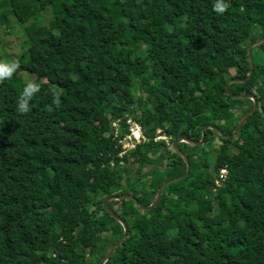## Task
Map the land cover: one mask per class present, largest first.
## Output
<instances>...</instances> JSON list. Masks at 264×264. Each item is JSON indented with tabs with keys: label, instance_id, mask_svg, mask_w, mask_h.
Here are the masks:
<instances>
[{
	"label": "trees",
	"instance_id": "trees-1",
	"mask_svg": "<svg viewBox=\"0 0 264 264\" xmlns=\"http://www.w3.org/2000/svg\"><path fill=\"white\" fill-rule=\"evenodd\" d=\"M13 16L27 42L0 83V264H99L123 233L105 199L151 204L187 168L174 139L201 140L210 124L231 136L253 108L226 88L249 75L264 0H0V26ZM252 54L253 76L230 92L254 94L257 110L233 139L209 130L201 148L180 143L191 170L155 207L109 202L128 237L105 264H264V44ZM26 72L40 91L21 115L14 85ZM125 115L147 141L120 157Z\"/></svg>",
	"mask_w": 264,
	"mask_h": 264
},
{
	"label": "water",
	"instance_id": "water-1",
	"mask_svg": "<svg viewBox=\"0 0 264 264\" xmlns=\"http://www.w3.org/2000/svg\"><path fill=\"white\" fill-rule=\"evenodd\" d=\"M262 44H264V39H260V40H257L255 42H253L248 48V56H249V61H250V65H249L250 72H249L248 77L247 78H234V79L229 80L228 83H227V88L226 89H227V92H228V94L230 96H232L233 98L238 99V100H247L248 99V100H252L254 102L253 108L243 116L242 122L240 123V125L238 126V128L236 129V131L234 132L233 135L227 136V135H225V133L219 127L210 124V125H207L204 128L203 138L201 140H196V139H193V138H190V137H187V136H182V137H178V138L174 139L173 149L183 159H185V161L187 163V168H186V170L183 173L178 174L177 176H174V177H171V178L165 180L162 183V185L159 187V189L157 191V194H156V196H155V198H154V200H153V202L151 204L145 205L135 195L129 194V193H124V194H120V195H112V196H109V197H107L105 199L104 206H105L106 210L122 225L123 233H122L121 237L117 241H115L113 243V245L109 248L108 252L102 258V260L100 261L99 264H105L109 260L111 255L113 254V252L116 249V247L119 244H121L128 237L127 236L128 235V225L124 221L123 217L118 215L114 210H112L110 208V206H109V202L110 201H112V200L130 199V200L134 201L143 210H149V209L155 207L159 203V201H160V199L162 197L164 188L166 186H168L169 184H171L173 182H176L177 180L185 178L188 175V173L190 172V170H191V160H190L189 156L180 148V146H179L180 143L185 142V143H189V144L194 145V146H199V145L204 146L206 144L207 132L209 130H213V131L217 132L218 134H220L225 139H233L243 129V127L245 126L246 122L248 121L247 120L248 117L251 116L257 110L258 101H257L256 96L254 94H251V93L241 94V95L232 94L230 92V86L232 84H237V83H246L253 76V73H254V59H253L252 51H253V49L255 47H257L259 45H262Z\"/></svg>",
	"mask_w": 264,
	"mask_h": 264
},
{
	"label": "rangeland",
	"instance_id": "rangeland-1",
	"mask_svg": "<svg viewBox=\"0 0 264 264\" xmlns=\"http://www.w3.org/2000/svg\"><path fill=\"white\" fill-rule=\"evenodd\" d=\"M44 17H47V20L49 21V14L44 13ZM26 27L27 25L22 24L18 21V18L14 17L11 20L10 28L6 27L5 25L0 26V38L2 40V44L0 45V63H11L17 59L23 54L24 52V44L27 42V34H26ZM7 31L9 33H7ZM11 31V33H10ZM20 80H15V87L19 92H22L24 87L26 86L27 83L29 82H34L35 83V77L32 76L31 74L27 73L22 74L19 76ZM33 77V78H32ZM147 88L143 87L142 92L137 91V95H142L145 96V93L147 92ZM246 107H250L251 104L248 106V103L246 102ZM246 107L242 106H237L233 112L237 115H241L242 111L246 109ZM185 143V142H182ZM184 145V144H183ZM199 145L198 147H200ZM183 147L186 148V145ZM207 152V155L213 156L211 160L216 158V154L214 155V152L212 151L211 148L205 147L204 149ZM189 151V149H188ZM161 154L154 155L155 158L160 157ZM155 165L149 162L145 163V170L146 171H152L154 169ZM154 181L150 182L149 185L153 184ZM133 194V193H129ZM137 197V196H136ZM138 198V197H137ZM124 204L129 205L130 202L127 200L124 203H122L121 207H123ZM144 204V203H143ZM137 205V204H136ZM146 205V204H145ZM138 206V205H137ZM139 207V206H138ZM135 208V206H134ZM122 211V210H120Z\"/></svg>",
	"mask_w": 264,
	"mask_h": 264
},
{
	"label": "built area",
	"instance_id": "built-area-1",
	"mask_svg": "<svg viewBox=\"0 0 264 264\" xmlns=\"http://www.w3.org/2000/svg\"><path fill=\"white\" fill-rule=\"evenodd\" d=\"M123 119L125 125L128 127L129 133H126L124 137L119 140V144L122 146V152L119 154L120 157H123L125 154L135 150L139 145L147 141L142 125L135 121L130 115H125ZM120 123L121 119L111 123L112 130L115 134L114 139L118 138L120 135ZM158 133H161V130H158ZM160 139L166 140L167 137L160 136L156 140ZM226 175H228V170L223 168L221 170L220 177L215 180V184L219 186L226 178Z\"/></svg>",
	"mask_w": 264,
	"mask_h": 264
},
{
	"label": "clouds",
	"instance_id": "clouds-1",
	"mask_svg": "<svg viewBox=\"0 0 264 264\" xmlns=\"http://www.w3.org/2000/svg\"><path fill=\"white\" fill-rule=\"evenodd\" d=\"M227 5L221 2H217L214 5V11L217 13H224L226 11ZM20 67L18 61H13L11 63H0V83L5 80L12 78L14 73ZM40 91V86L34 82H29L24 87L23 91L20 93L19 98L16 102V111L18 114L27 115L31 110V101L36 93ZM53 102L57 105L59 104L58 97L54 94Z\"/></svg>",
	"mask_w": 264,
	"mask_h": 264
}]
</instances>
